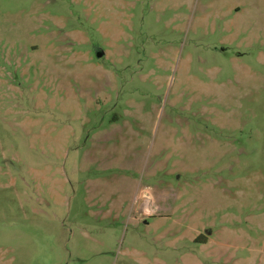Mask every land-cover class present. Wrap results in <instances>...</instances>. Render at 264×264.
<instances>
[{
  "label": "rangeland",
  "instance_id": "1",
  "mask_svg": "<svg viewBox=\"0 0 264 264\" xmlns=\"http://www.w3.org/2000/svg\"><path fill=\"white\" fill-rule=\"evenodd\" d=\"M0 264H264V0H0Z\"/></svg>",
  "mask_w": 264,
  "mask_h": 264
},
{
  "label": "water",
  "instance_id": "2",
  "mask_svg": "<svg viewBox=\"0 0 264 264\" xmlns=\"http://www.w3.org/2000/svg\"><path fill=\"white\" fill-rule=\"evenodd\" d=\"M98 57H103V53H98Z\"/></svg>",
  "mask_w": 264,
  "mask_h": 264
},
{
  "label": "flooded vegetation",
  "instance_id": "3",
  "mask_svg": "<svg viewBox=\"0 0 264 264\" xmlns=\"http://www.w3.org/2000/svg\"><path fill=\"white\" fill-rule=\"evenodd\" d=\"M200 243V242H199ZM201 244H205L204 242H202Z\"/></svg>",
  "mask_w": 264,
  "mask_h": 264
}]
</instances>
